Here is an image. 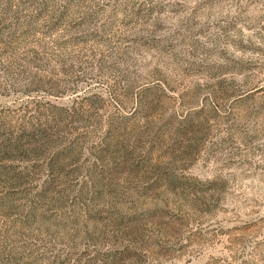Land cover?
Instances as JSON below:
<instances>
[{"label": "rangeland", "instance_id": "1", "mask_svg": "<svg viewBox=\"0 0 264 264\" xmlns=\"http://www.w3.org/2000/svg\"><path fill=\"white\" fill-rule=\"evenodd\" d=\"M50 121L76 161L10 191L0 264H264V0H0V125Z\"/></svg>", "mask_w": 264, "mask_h": 264}, {"label": "trees", "instance_id": "2", "mask_svg": "<svg viewBox=\"0 0 264 264\" xmlns=\"http://www.w3.org/2000/svg\"><path fill=\"white\" fill-rule=\"evenodd\" d=\"M53 121L47 122L45 126L30 124L29 127L21 126L16 132L11 131V133L4 130V124L0 125V212L7 211L13 206V201L11 200L10 191L18 186L26 187H36V184H31L40 179L42 176H46L44 183L42 184V189L39 191L37 197L42 200L48 199L49 197L54 200L49 193H58L59 184L63 181L60 180L61 177H68L69 172L67 171L68 166H71L72 161H76L75 157L78 154L76 150V143L73 140L65 142L64 135L59 129V126L51 123ZM54 123H58L55 121ZM8 134V135H5ZM5 135V136H4ZM121 143L117 141L110 142L109 144L101 148L102 152H109L114 154L116 151H121ZM139 152L137 153V160L151 158L150 152L147 151L144 146L138 147ZM129 153V152H128ZM126 153L125 157H127ZM11 158H8L7 156ZM5 159H2V158ZM127 158L121 162L125 163ZM7 160L5 163L2 161ZM137 161V177L140 180H152L153 170L142 169ZM134 163H130L133 165ZM158 165L162 166V163H153L155 167L154 174L159 169ZM77 166V163L75 164ZM133 166H136L135 164ZM164 167V166H163ZM71 168V167H70ZM164 177L157 173L156 178L153 182L163 179L165 182H169L171 185L174 183H179L184 178L185 175H180L174 170L163 169ZM152 174V175H151ZM6 185L9 187L7 191L3 187ZM168 185L167 191L174 192V187ZM146 191L149 187H145ZM62 192L63 190L60 189ZM138 189L137 192H140ZM157 189L151 192H156ZM31 198V197H29ZM32 204L31 210L27 213V217L33 214L35 216L37 213L35 206ZM30 209V208H29ZM32 213L31 212H34ZM140 248V247H139Z\"/></svg>", "mask_w": 264, "mask_h": 264}]
</instances>
